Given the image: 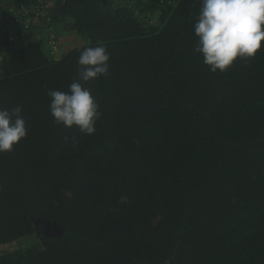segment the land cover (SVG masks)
<instances>
[{"label": "trees", "instance_id": "trees-1", "mask_svg": "<svg viewBox=\"0 0 264 264\" xmlns=\"http://www.w3.org/2000/svg\"><path fill=\"white\" fill-rule=\"evenodd\" d=\"M53 7L57 49L59 26L82 45L0 48V108L27 128L0 152V250L21 241L0 264H264V40L212 72L193 51L201 0ZM98 44L109 74L85 83L101 116L84 134L53 122L47 91Z\"/></svg>", "mask_w": 264, "mask_h": 264}, {"label": "clouds", "instance_id": "clouds-1", "mask_svg": "<svg viewBox=\"0 0 264 264\" xmlns=\"http://www.w3.org/2000/svg\"><path fill=\"white\" fill-rule=\"evenodd\" d=\"M198 38L193 49L209 70L226 71L237 57L251 58L264 40V0H201L193 25ZM110 55L106 46L84 47L78 57L79 70L67 91L49 89V112L55 124L76 126L84 134L95 132L101 113L89 80L109 74ZM22 107L0 108V152L12 151L27 134Z\"/></svg>", "mask_w": 264, "mask_h": 264}, {"label": "built area", "instance_id": "built-area-1", "mask_svg": "<svg viewBox=\"0 0 264 264\" xmlns=\"http://www.w3.org/2000/svg\"><path fill=\"white\" fill-rule=\"evenodd\" d=\"M53 6L54 0H0V48L28 35L40 39L46 34L45 47L51 51L57 49L52 27Z\"/></svg>", "mask_w": 264, "mask_h": 264}, {"label": "rangeland", "instance_id": "rangeland-1", "mask_svg": "<svg viewBox=\"0 0 264 264\" xmlns=\"http://www.w3.org/2000/svg\"><path fill=\"white\" fill-rule=\"evenodd\" d=\"M64 1L65 0H55V5L57 6L58 4H63ZM64 29L65 28L63 26H59V31L61 32L60 36H65V37L60 38V48L57 49V52L59 53V55L61 53H64L66 50H68V49H70L72 47H75V46H78V45H82L84 43V41H82L77 36H75V32H73L72 30L70 31V29H65V30ZM8 55H14V53L12 51H10V53H8ZM39 229H40V232H41L45 228L42 229V227H40ZM45 237H47V236L45 234H43L42 238L45 239ZM20 243H21V241L17 242L16 244H20ZM16 244L15 243H11L6 248H1L3 250H0V252H3L4 250H12L16 246Z\"/></svg>", "mask_w": 264, "mask_h": 264}, {"label": "water", "instance_id": "water-1", "mask_svg": "<svg viewBox=\"0 0 264 264\" xmlns=\"http://www.w3.org/2000/svg\"><path fill=\"white\" fill-rule=\"evenodd\" d=\"M34 222H35L36 227H38V224H41L45 228V233H50L52 235H57L60 233L59 228H57L55 225H50L48 223H45V221L41 219L40 217H37L36 219H34ZM36 232L38 233V229Z\"/></svg>", "mask_w": 264, "mask_h": 264}, {"label": "crops", "instance_id": "crops-1", "mask_svg": "<svg viewBox=\"0 0 264 264\" xmlns=\"http://www.w3.org/2000/svg\"><path fill=\"white\" fill-rule=\"evenodd\" d=\"M64 30H65V29H64ZM63 32H64V31H63ZM64 33H65V32H64ZM60 34H61V33H60ZM59 37H61V38H62V37H65V36H60V35H59ZM70 38H71V37H70Z\"/></svg>", "mask_w": 264, "mask_h": 264}, {"label": "flooded vegetation", "instance_id": "flooded-vegetation-1", "mask_svg": "<svg viewBox=\"0 0 264 264\" xmlns=\"http://www.w3.org/2000/svg\"><path fill=\"white\" fill-rule=\"evenodd\" d=\"M42 225L41 224H38V227L37 228H39V227H41Z\"/></svg>", "mask_w": 264, "mask_h": 264}]
</instances>
